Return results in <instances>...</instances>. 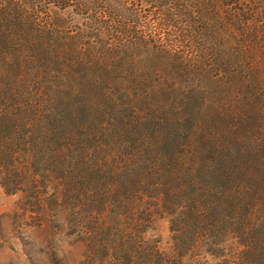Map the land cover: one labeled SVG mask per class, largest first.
<instances>
[{"label": "trees", "instance_id": "obj_1", "mask_svg": "<svg viewBox=\"0 0 264 264\" xmlns=\"http://www.w3.org/2000/svg\"><path fill=\"white\" fill-rule=\"evenodd\" d=\"M0 186L99 263L171 264L159 213L264 264V0H0Z\"/></svg>", "mask_w": 264, "mask_h": 264}, {"label": "rangeland", "instance_id": "obj_2", "mask_svg": "<svg viewBox=\"0 0 264 264\" xmlns=\"http://www.w3.org/2000/svg\"><path fill=\"white\" fill-rule=\"evenodd\" d=\"M30 194H8L0 186V264H103L88 257L84 242L68 226L63 205L48 199L41 205ZM147 236L171 264H241L233 238L227 239L224 256L195 252L179 257L165 214H155Z\"/></svg>", "mask_w": 264, "mask_h": 264}]
</instances>
